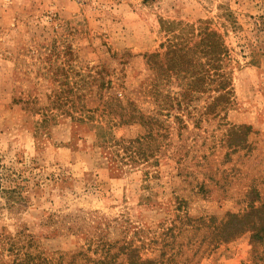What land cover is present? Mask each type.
<instances>
[{
  "label": "rangeland",
  "instance_id": "1",
  "mask_svg": "<svg viewBox=\"0 0 264 264\" xmlns=\"http://www.w3.org/2000/svg\"><path fill=\"white\" fill-rule=\"evenodd\" d=\"M0 164V264H264V0H0Z\"/></svg>",
  "mask_w": 264,
  "mask_h": 264
},
{
  "label": "trees",
  "instance_id": "2",
  "mask_svg": "<svg viewBox=\"0 0 264 264\" xmlns=\"http://www.w3.org/2000/svg\"><path fill=\"white\" fill-rule=\"evenodd\" d=\"M216 35L214 34H206L205 37H203V41L200 42V52L203 54V56L207 59L206 62L202 64V70L205 73H209L211 70H213V74L216 75V88L215 91L218 92V95L215 99H220L223 101V99L229 100V94L230 90L228 88L229 81L224 78V72L221 71V62H222V54H223V46L221 42H218V36L215 38ZM205 83V87L203 88V91L208 90V83L209 79L206 80L202 78L201 85ZM224 102H226L224 100ZM133 115L130 114V118H132ZM148 123V121H146ZM11 174H7V172L4 171L3 166L0 164V197L3 196L5 199H10V197L13 195V193H16V187L17 183H15V180L12 178ZM258 195V193H257ZM251 209H254L253 205H250ZM231 218H237L238 215H231ZM226 219L225 221H220L219 225L221 227V231L218 232V237L216 239V242H222L225 241L229 236L230 237H236L238 234H240L241 230L245 231V227L240 229V231L236 229H230L227 233H224V229L222 230V227L225 225L227 226L228 223H230L231 218ZM228 235V236H227ZM229 237V238H230ZM129 248V246L124 247ZM137 250L136 247L131 248L128 251V255L133 252L132 254V263L131 264H155V262L151 260H146L148 258H145L144 260L139 257V254H135L134 252ZM137 252V251H136ZM141 256V255H140ZM127 259H129L127 257Z\"/></svg>",
  "mask_w": 264,
  "mask_h": 264
}]
</instances>
